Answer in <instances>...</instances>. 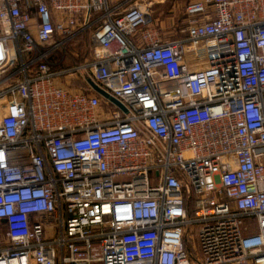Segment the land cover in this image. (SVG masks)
I'll return each mask as SVG.
<instances>
[{
	"label": "built area",
	"instance_id": "1",
	"mask_svg": "<svg viewBox=\"0 0 264 264\" xmlns=\"http://www.w3.org/2000/svg\"><path fill=\"white\" fill-rule=\"evenodd\" d=\"M153 2L0 0V264H264V0Z\"/></svg>",
	"mask_w": 264,
	"mask_h": 264
},
{
	"label": "rangeland",
	"instance_id": "2",
	"mask_svg": "<svg viewBox=\"0 0 264 264\" xmlns=\"http://www.w3.org/2000/svg\"><path fill=\"white\" fill-rule=\"evenodd\" d=\"M155 4L152 7V18L156 22L155 25L157 28H159L162 33H164L166 36L170 35L174 38H180L184 34L185 30V8L187 4L190 2V0H156ZM163 21V27L160 28V22L159 25H157L158 21ZM168 22V23H167ZM91 39L90 35L89 36H83L76 41L71 48L68 50L67 54H78L77 58H72L70 57V63L76 62L77 59H80L81 56L84 60L89 59L93 52L91 48ZM91 53V54H89ZM79 81V80H75ZM72 86L73 82L71 81ZM81 82V81H79ZM202 226L201 225H196L192 227V234L194 237V244L198 248V252L201 253L200 248V231H201ZM2 233L4 234V230L0 228V241L2 240Z\"/></svg>",
	"mask_w": 264,
	"mask_h": 264
},
{
	"label": "water",
	"instance_id": "3",
	"mask_svg": "<svg viewBox=\"0 0 264 264\" xmlns=\"http://www.w3.org/2000/svg\"><path fill=\"white\" fill-rule=\"evenodd\" d=\"M89 85L92 87V89L100 94L103 98L108 99L112 101L114 104H116L118 107L124 109V107L113 97H111L108 93H106L103 89H101L98 85H96L93 81L89 80ZM125 110V109H124Z\"/></svg>",
	"mask_w": 264,
	"mask_h": 264
},
{
	"label": "trees",
	"instance_id": "4",
	"mask_svg": "<svg viewBox=\"0 0 264 264\" xmlns=\"http://www.w3.org/2000/svg\"><path fill=\"white\" fill-rule=\"evenodd\" d=\"M191 1V0H190ZM83 36H89V34H85V35H83ZM82 36V37H83ZM91 45V44H90ZM89 54H91V53H89ZM71 56H73V54H70ZM81 58H82V56H81ZM77 59V63H80V62H83V60H84V58L83 59ZM79 81H81V80H79ZM79 81H75V82H73V86H76V87H82V88H85L86 87V84L83 82V81H81V82H79Z\"/></svg>",
	"mask_w": 264,
	"mask_h": 264
},
{
	"label": "crops",
	"instance_id": "5",
	"mask_svg": "<svg viewBox=\"0 0 264 264\" xmlns=\"http://www.w3.org/2000/svg\"><path fill=\"white\" fill-rule=\"evenodd\" d=\"M112 1V3L113 4H118L121 0H111ZM155 2H157L156 0H154V2H153V4H155ZM152 11V10H151ZM158 21V25H159V22H160V26H161V28L163 27V24H164V22L163 21H160V20H157ZM168 23V22H167ZM162 30V29H161ZM166 36V35H165ZM166 37H169V38H171V39H174L172 36H171V34L170 35H168V36H166Z\"/></svg>",
	"mask_w": 264,
	"mask_h": 264
}]
</instances>
